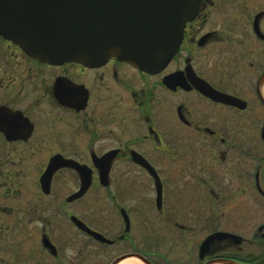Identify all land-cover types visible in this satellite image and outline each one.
<instances>
[{
  "label": "flooded vegetation",
  "instance_id": "1",
  "mask_svg": "<svg viewBox=\"0 0 264 264\" xmlns=\"http://www.w3.org/2000/svg\"><path fill=\"white\" fill-rule=\"evenodd\" d=\"M202 4L154 73L116 58L42 62L0 35V169L4 161L16 169L0 173V233L18 240L0 234V264H113L128 255L264 264V0ZM207 86L235 101L205 96ZM51 160L58 168L43 189ZM27 165L35 169L22 177ZM74 167L89 176L80 196ZM104 209L120 223L104 226ZM137 257L126 259L144 264Z\"/></svg>",
  "mask_w": 264,
  "mask_h": 264
},
{
  "label": "water",
  "instance_id": "2",
  "mask_svg": "<svg viewBox=\"0 0 264 264\" xmlns=\"http://www.w3.org/2000/svg\"><path fill=\"white\" fill-rule=\"evenodd\" d=\"M202 6V0H0V35L42 62L89 65L116 58L154 73L175 55L185 24ZM204 94L216 101H235L208 86ZM100 163L97 169L100 182L105 185L109 161L102 158ZM57 168V161L51 160L40 179L43 189ZM74 169L81 177L76 194L80 196L89 186V176L85 179L82 168ZM77 223L94 239L108 242ZM221 236L223 234L218 233L204 240L199 256H203L211 240ZM129 257L137 256H123L113 264ZM216 264L237 263L220 261Z\"/></svg>",
  "mask_w": 264,
  "mask_h": 264
},
{
  "label": "rangeland",
  "instance_id": "3",
  "mask_svg": "<svg viewBox=\"0 0 264 264\" xmlns=\"http://www.w3.org/2000/svg\"><path fill=\"white\" fill-rule=\"evenodd\" d=\"M4 155L5 154H3V156ZM6 155H7V160L14 161V162H18V159L16 157L17 154L15 155L14 153H8ZM34 167L35 166H33V165H27L25 168H23V171L25 173H23V174L22 173H19V175H21L22 177H24L26 175H31L32 174L31 172L35 169ZM36 169H37V167H36ZM0 170H1L0 171L1 174L8 175V173L6 171H9L10 172V171H14L16 169L14 168V164H12L11 162H5L4 161V163L1 165V169ZM28 171H31V172H28ZM17 185H18L19 188H22L23 191H27L28 190L27 189L28 184L26 182H23V181L21 182V180L20 181L17 180ZM2 191L3 190H0V192H2ZM208 202L210 204V201H208ZM209 206L211 207V205H209ZM108 211H109L108 209H104V211H101L100 212V213H103V216H101V217H103V219H101L100 222H102L104 224V226L106 224H109L110 225L111 223H113L114 226H115L116 223H120V220H119V217H118L117 213L115 214L114 212H112V214H109L108 215ZM105 217H106V219H104ZM104 228H106V227H104ZM0 234H3V240H6V238H8V240H13L12 242H15V243L18 242V240H16L15 238L12 239L10 237H5V233H0ZM201 237H202L201 233H198V239H197V241H199L201 239ZM3 243H5V242H3ZM9 245L10 244L6 245L5 247L6 248H10V247H13L14 248V246H9ZM115 250H117V248L115 249V247H114L113 251L116 252ZM194 250H196V246L194 247Z\"/></svg>",
  "mask_w": 264,
  "mask_h": 264
},
{
  "label": "bare ground",
  "instance_id": "4",
  "mask_svg": "<svg viewBox=\"0 0 264 264\" xmlns=\"http://www.w3.org/2000/svg\"><path fill=\"white\" fill-rule=\"evenodd\" d=\"M119 264H141L138 260L130 258L121 261Z\"/></svg>",
  "mask_w": 264,
  "mask_h": 264
}]
</instances>
